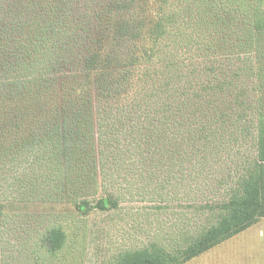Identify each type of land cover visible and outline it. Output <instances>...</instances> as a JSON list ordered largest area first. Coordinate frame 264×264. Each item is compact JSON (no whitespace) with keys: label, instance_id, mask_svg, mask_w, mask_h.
Wrapping results in <instances>:
<instances>
[{"label":"rangeland","instance_id":"obj_1","mask_svg":"<svg viewBox=\"0 0 264 264\" xmlns=\"http://www.w3.org/2000/svg\"><path fill=\"white\" fill-rule=\"evenodd\" d=\"M255 3L172 1L166 29L158 38L152 35L156 44H150L151 56L138 78L132 70L120 84L121 94L127 85L132 90L131 99L115 108L120 133L134 122L141 126L131 138L136 145L131 156H121L97 177L99 189L102 183L114 185L115 209L97 210L103 195L81 198L74 207L75 183L82 180L64 157L43 144L21 147L22 138L13 141L15 134L5 140L0 146V264H113L124 252L154 246L177 261L185 256L209 224L206 202H228L239 178H247L258 161L264 19L258 18L263 8L256 12ZM93 7L73 0L69 11L77 18ZM242 88L250 107L245 117L251 121L243 133L235 129V95ZM202 130L210 134L209 142H200ZM82 182L80 194L94 191L96 183ZM54 228L67 235L56 252L44 247Z\"/></svg>","mask_w":264,"mask_h":264},{"label":"trees","instance_id":"obj_2","mask_svg":"<svg viewBox=\"0 0 264 264\" xmlns=\"http://www.w3.org/2000/svg\"><path fill=\"white\" fill-rule=\"evenodd\" d=\"M72 1L0 0V146L15 134L13 141L22 138L21 147L43 144L64 157L79 179L96 183L93 192L82 195L83 182L76 180L74 207L80 206L81 198L103 195L97 204L103 213L116 208L118 195L113 184L102 183L99 189L97 177L122 157L131 156L136 146L131 138L141 126L134 122L124 135L120 133L115 108L129 101L132 92L127 85L121 94L120 84L132 70L138 78L151 56L150 44L155 45L153 39L166 29L164 17L169 16L173 0H84L94 10L77 18L69 11ZM255 1L256 12L263 8L258 18L264 19V0ZM238 5L249 11L248 5ZM115 67L120 68L116 73ZM247 100L243 88L236 93L235 129L241 133L251 126L245 117L250 109ZM257 130L258 161L247 178H239L228 202H206L209 224L182 259H172L154 246L124 252L113 264H183L260 222L264 218V121ZM200 133V142L211 140L210 134ZM3 215L0 203V220ZM46 235L44 247L53 252L62 249L65 231L54 228Z\"/></svg>","mask_w":264,"mask_h":264},{"label":"crops","instance_id":"obj_3","mask_svg":"<svg viewBox=\"0 0 264 264\" xmlns=\"http://www.w3.org/2000/svg\"><path fill=\"white\" fill-rule=\"evenodd\" d=\"M183 264H264V218L248 230Z\"/></svg>","mask_w":264,"mask_h":264}]
</instances>
